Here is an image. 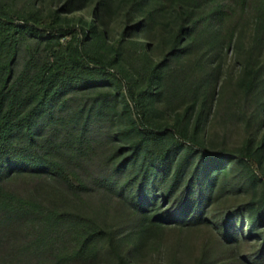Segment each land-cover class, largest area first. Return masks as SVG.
<instances>
[{
	"label": "trees",
	"instance_id": "1",
	"mask_svg": "<svg viewBox=\"0 0 264 264\" xmlns=\"http://www.w3.org/2000/svg\"><path fill=\"white\" fill-rule=\"evenodd\" d=\"M16 1L0 0V224L23 220L47 223L45 227L59 234L65 229L68 242L51 247L44 260L33 264H68L73 259L91 263L103 249L113 254L115 264H137L124 249L136 252L164 221L173 220L165 205L181 185L190 156L207 150L198 138L202 111L192 132L187 123L181 124L180 115L174 122L156 116L167 60L171 54L181 55L208 22L227 13L226 0H57L45 12L36 7L40 0H31V8ZM258 8L264 23V0ZM71 12L79 13L69 18ZM117 12L124 15L123 24L111 37L109 21ZM166 21L175 23L170 48L156 59L147 36L157 32L165 38ZM31 37L36 41L17 66L22 43ZM259 72L249 64L239 85L250 92ZM115 98L121 99V110ZM122 116L128 121L117 133L126 141V152L119 156L121 148L104 149L90 122ZM99 154L110 170L87 177L82 167ZM236 156L264 180L257 157L250 152ZM216 163L198 181L199 195L185 219L202 217L210 179L225 169L220 160ZM15 171L47 175L86 208L16 196L6 187ZM96 189L105 198L95 203L88 195ZM113 195L130 202L131 210L122 218L140 215L137 226L124 233L115 222L97 217ZM251 205L256 223L263 216L264 193L257 207L254 200ZM207 259L205 249L198 264H207Z\"/></svg>",
	"mask_w": 264,
	"mask_h": 264
},
{
	"label": "rangeland",
	"instance_id": "2",
	"mask_svg": "<svg viewBox=\"0 0 264 264\" xmlns=\"http://www.w3.org/2000/svg\"><path fill=\"white\" fill-rule=\"evenodd\" d=\"M258 1L247 0L242 4L239 0H226L227 13L213 18L181 55L171 54L167 60L159 87L161 93L157 94L155 101L158 108L156 116L163 121L174 122L180 115L181 124L187 123L192 132L196 117L202 111L198 138L207 150L190 156L181 185L165 205L173 220L164 221L163 226L152 232L136 252L124 249L137 264H198L205 249L207 264H264V212L262 218L254 223L251 205L253 200L256 207L260 204L264 180L254 175L245 160L236 156L240 152H250L258 158L264 171V23L260 18ZM54 3L57 0H40L36 7L45 12ZM16 4L32 7L31 0H17ZM169 9L167 18L172 14ZM78 13L71 12L68 16L71 18ZM123 17L122 12L110 17L111 37L121 28ZM166 22L165 38L157 32L147 36L156 59L170 48V34L175 23ZM61 40L64 43L66 37ZM35 41L34 37L23 41L17 66L22 65ZM249 64L259 67L260 72L254 88L246 92L239 85V80ZM115 99L121 110V99ZM190 104L192 107L186 112ZM135 111L139 108L135 107ZM127 121L126 116L92 120L90 130L101 143L104 142L105 150L121 148L119 156H122L126 152L122 148L126 141L117 133V128ZM225 154L233 156L223 159ZM102 160L99 154L82 167L87 177L104 175L110 170ZM216 160H220V166L225 169L217 171L210 179V199L202 217L185 219V212L199 195L198 181L215 167L212 164H217ZM6 187L16 196L35 197L46 203L56 202L71 208H86L47 175L15 171L7 177ZM88 197L95 203L105 198L97 189ZM112 197L108 198L107 210H101L97 217L115 222L121 233L136 227L139 214L129 213L127 218L121 217L131 210L130 202L121 196ZM45 224L34 225L23 220L1 223L0 264H33L37 259L44 260L51 247L68 242L65 229L61 228L59 234ZM226 232L231 237H227ZM40 234L42 236L39 237ZM68 264H115V257L108 249H103L91 263L73 259Z\"/></svg>",
	"mask_w": 264,
	"mask_h": 264
}]
</instances>
